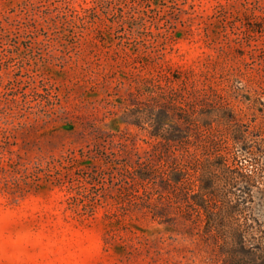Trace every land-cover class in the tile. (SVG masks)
I'll list each match as a JSON object with an SVG mask.
<instances>
[{"label":"rangeland","instance_id":"1","mask_svg":"<svg viewBox=\"0 0 264 264\" xmlns=\"http://www.w3.org/2000/svg\"><path fill=\"white\" fill-rule=\"evenodd\" d=\"M158 142L216 241L147 212ZM222 260L264 264V0H0V264Z\"/></svg>","mask_w":264,"mask_h":264},{"label":"trees","instance_id":"2","mask_svg":"<svg viewBox=\"0 0 264 264\" xmlns=\"http://www.w3.org/2000/svg\"><path fill=\"white\" fill-rule=\"evenodd\" d=\"M206 99V94L203 91H186L181 96V101L178 102L177 106L186 112L191 104L200 106V103ZM154 135L158 136V134ZM159 144L160 142L153 144L151 149L145 152L144 156L137 154L136 166L133 167L136 171H144L146 173L144 177H140V180L151 186L152 204L148 206L147 212L154 221L159 224H166L163 230L168 234L167 240L178 241L179 237L183 239L187 237H203L206 241H216L217 235L219 237H222V235L219 233L217 235L208 234L211 229L216 228V223L213 219L214 212L209 209L203 194H200L199 201L193 199L188 205L197 216L204 213L205 219L203 221L192 218L184 205L182 193L187 186L185 179L187 168L184 163V156L177 155L175 152H171V155L165 152H158ZM107 156L110 159V163H113L116 159V154L113 152H110ZM74 161L76 162V160ZM103 167L105 168L106 166ZM200 189L203 193H207L208 188L201 186ZM200 222L203 224V229L200 228ZM207 235L208 237H206ZM226 245L224 249H226ZM242 245L241 237L239 250L247 256H252L253 253L244 249ZM224 262L222 260L221 264H224ZM241 264L252 263L245 260Z\"/></svg>","mask_w":264,"mask_h":264}]
</instances>
